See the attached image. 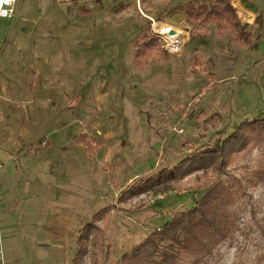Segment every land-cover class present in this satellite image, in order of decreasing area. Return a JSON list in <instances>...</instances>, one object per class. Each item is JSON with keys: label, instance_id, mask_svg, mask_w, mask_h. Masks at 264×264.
<instances>
[{"label": "rangeland", "instance_id": "374dc122", "mask_svg": "<svg viewBox=\"0 0 264 264\" xmlns=\"http://www.w3.org/2000/svg\"><path fill=\"white\" fill-rule=\"evenodd\" d=\"M195 1L210 0H142L190 32L184 52L189 37L171 47L159 30L172 27L140 12L141 0H17L0 17V264H72L85 224L81 264H118L218 176L207 168L161 185L158 172L264 115V0H243L261 15L251 41L194 28L185 5ZM147 24L171 53L139 69L132 40ZM259 160L249 147L220 175L239 193L241 229L208 264H264ZM141 183L152 187L121 199Z\"/></svg>", "mask_w": 264, "mask_h": 264}, {"label": "trees", "instance_id": "16d2710c", "mask_svg": "<svg viewBox=\"0 0 264 264\" xmlns=\"http://www.w3.org/2000/svg\"><path fill=\"white\" fill-rule=\"evenodd\" d=\"M232 1L188 3L185 5L187 19L198 29L216 26L219 37L231 28L236 40L242 41L241 35L244 34L249 38L247 41H251L261 15H257L253 24L243 23ZM132 52L133 64L139 69L149 66L162 55H170L150 24L142 26L133 37ZM218 116L219 113H214L209 118ZM224 133L216 143L204 144L170 169L164 167L158 172L154 180L161 185L207 168L217 171L218 176L206 181L194 204L175 211L163 225L151 229L141 241L121 255L118 264H208L219 246L241 229V210L236 207L239 193L220 175L229 174L225 170L231 156L252 147L260 152L258 167L252 172L253 179L255 184L264 182V115L241 120ZM151 183L130 186L122 193L121 199L127 200L144 193L152 187ZM109 210V207L100 209L93 220L102 219ZM259 225L264 244V225ZM92 227V224H85L80 232L72 264H81L87 253Z\"/></svg>", "mask_w": 264, "mask_h": 264}, {"label": "crops", "instance_id": "0c3cea01", "mask_svg": "<svg viewBox=\"0 0 264 264\" xmlns=\"http://www.w3.org/2000/svg\"><path fill=\"white\" fill-rule=\"evenodd\" d=\"M64 1H69V0H64ZM75 1H77V0H75ZM232 3L234 5V7L237 9L239 17L243 23L253 24L255 22L256 17H257V12L252 11L248 4H246L243 0H233ZM138 7H139L140 12H142L144 15H147L153 22L169 24V23L164 22L160 19L155 20L154 17H152V15H153L152 13L154 12V9H153L154 7L149 6V4L142 2V0H141L140 4H138ZM169 25L172 27V30L182 31L184 35H181V36H183V37L188 36L189 37L190 32L183 30V28H177L171 24H169ZM184 29H185V27H184ZM165 37H167V36L165 35ZM179 41H182V39H179ZM189 44H190V37L187 41L184 42V44L181 48V51L184 52V50L187 49ZM164 47H165V49H167L171 53V51L168 49V46H164ZM130 60H132V64H133V58L132 57ZM208 60H207V62H209ZM50 68H53V67L50 66Z\"/></svg>", "mask_w": 264, "mask_h": 264}, {"label": "built area", "instance_id": "2783aa9c", "mask_svg": "<svg viewBox=\"0 0 264 264\" xmlns=\"http://www.w3.org/2000/svg\"><path fill=\"white\" fill-rule=\"evenodd\" d=\"M16 2L17 0H0V17H13ZM0 259H3V254H1Z\"/></svg>", "mask_w": 264, "mask_h": 264}, {"label": "bare ground", "instance_id": "6f19581e", "mask_svg": "<svg viewBox=\"0 0 264 264\" xmlns=\"http://www.w3.org/2000/svg\"><path fill=\"white\" fill-rule=\"evenodd\" d=\"M159 28L163 27L165 24L163 23H157ZM170 26V25H169ZM163 34H169L171 36H168V38L171 39L170 46L175 48L179 44V39H182L181 35H184L182 31L174 30L175 32H172L171 29H169L168 26L165 25V27L162 30H159ZM170 32V33H169Z\"/></svg>", "mask_w": 264, "mask_h": 264}, {"label": "water", "instance_id": "95a60500", "mask_svg": "<svg viewBox=\"0 0 264 264\" xmlns=\"http://www.w3.org/2000/svg\"><path fill=\"white\" fill-rule=\"evenodd\" d=\"M172 32H175L174 30H172Z\"/></svg>", "mask_w": 264, "mask_h": 264}]
</instances>
